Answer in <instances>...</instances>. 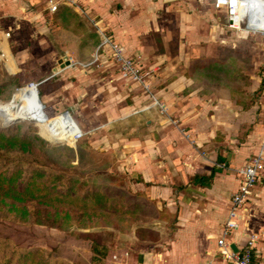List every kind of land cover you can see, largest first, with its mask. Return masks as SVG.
<instances>
[{"label":"crops","instance_id":"crops-1","mask_svg":"<svg viewBox=\"0 0 264 264\" xmlns=\"http://www.w3.org/2000/svg\"><path fill=\"white\" fill-rule=\"evenodd\" d=\"M76 1L82 12L63 5L51 13L47 0H0V64L13 75L50 69L32 81L45 109L69 112L90 151L112 157L133 201L152 214L145 227L153 238L144 241L137 227L125 231L123 246L135 252L123 264H233L217 241L238 171L264 138V36L227 29L210 0ZM102 34L140 64L147 88L122 78L110 61L90 64ZM48 47L53 56L41 54ZM64 56L69 65L59 63ZM211 58H228L249 83L231 90L204 80L193 63ZM238 223L230 246L241 251L256 236L252 263L264 264V183ZM102 235L94 228L74 240L95 245L94 259L103 261L106 255L97 257L107 248L96 240Z\"/></svg>","mask_w":264,"mask_h":264},{"label":"trees","instance_id":"trees-1","mask_svg":"<svg viewBox=\"0 0 264 264\" xmlns=\"http://www.w3.org/2000/svg\"><path fill=\"white\" fill-rule=\"evenodd\" d=\"M228 60L226 58L223 63V60L211 58L193 63V66L197 65V69H201L199 75L202 74L204 80L225 82L231 90L235 83L243 89L249 83L248 76ZM21 86L18 75H10L0 69V100L10 101ZM5 106L1 108L3 114L0 116L6 119H11L17 108L23 113L40 108L35 91L28 88H20L18 100ZM20 119L24 118L17 116L12 121ZM30 122L19 121L10 128H0V217H5L17 226H45L76 238L80 237L83 229L102 226L123 231L137 227L144 232V241L154 237L155 232L145 227V223L152 219V214L133 201L121 174L107 172L108 166H99L101 169L97 171L100 173H97L98 166L94 162L91 163L94 166L86 170L89 173L87 176L71 166H56L59 161L54 162L52 159L47 162L55 165H37L39 144L43 146L45 141L32 130L25 129L24 126L32 125ZM42 126L47 132L46 136H42L50 141L61 140V136L56 135L59 123L57 126L52 119ZM89 154L91 157L92 153ZM47 156L48 153L42 155L43 158ZM0 264L73 263L45 246H18L10 238L0 237Z\"/></svg>","mask_w":264,"mask_h":264},{"label":"rangeland","instance_id":"rangeland-1","mask_svg":"<svg viewBox=\"0 0 264 264\" xmlns=\"http://www.w3.org/2000/svg\"><path fill=\"white\" fill-rule=\"evenodd\" d=\"M211 3L214 2V0H210ZM73 8L79 9V4L77 6H73ZM82 12V10H81ZM221 12V11H220ZM221 14V19L223 20L222 23H224V16L225 14L223 12ZM84 16L83 14H81ZM54 20V19H53ZM55 21V20H54ZM57 23H54V26H56ZM57 28V27H56ZM53 46H55L56 42L54 43L53 41ZM52 46V45H51ZM39 50L42 52L41 54L46 56V55H52V47L48 48H39ZM41 54L35 55L34 59H39L41 58ZM35 62V60H33ZM44 65L40 66L37 65L35 68L32 70L24 71L23 74L19 73L16 74L19 76L22 86L20 88H25L28 86V89L37 91L35 87H30V83H34L36 86L35 82L32 81H39L42 80L45 76H48L50 73V69H45L43 67ZM25 67H30L28 64H26ZM0 69L7 71L4 66L0 64ZM10 75H13L9 73ZM18 90V89H17ZM15 91V94L12 95L10 101H2L0 100V110L1 108L4 109L5 105H10L14 104L15 101L18 100V91ZM42 89L39 88V93ZM40 100H42V96L39 95ZM43 104V103H42ZM4 105V106H2ZM44 105V104H43ZM162 108V107H161ZM41 108L36 107L34 110H32L30 113H23L20 111L19 108L14 112V116L11 119H6L2 116H0V128H10L12 125L18 123L19 121H31L32 125H27L24 126L25 129L32 130L33 133H36L43 141H45V144L41 146L39 144V157L38 161H36V164L39 165L40 167L48 165H55L52 164L51 162H47L48 159H52L54 162H58L59 164L56 166H61V168H69V166L76 168L78 171L81 172L82 175L87 176L89 173L86 172V170H90L94 165L91 163L94 162L98 166L96 168V172L100 173V167L99 166H108L107 172L115 174L119 173L118 169H114V161L112 160V157L108 156L104 152H98V155L96 156V153L93 151H90V144L86 136H84L82 139L78 140L75 143V132H77L80 128L76 123H73L69 120H67L65 117L60 116L59 112H54L53 114L50 113L51 110H49V107L45 109H42V112L40 111ZM163 110L166 111V108L163 107ZM44 113L48 118H45L43 116ZM0 114L2 113V110L0 111ZM17 116L22 117L24 119L20 120H15L12 121L14 118ZM54 120L57 123H59L58 130L56 132V135L61 136L59 139L61 140H52L50 141L49 139L45 138L41 134H44L45 136L47 135V132L43 129L42 124H45L49 122L50 120ZM7 127H4L2 124H8ZM37 124H41L40 126ZM42 129V131H40ZM44 130V131H43ZM86 140V141H85ZM75 143V144H74ZM95 151V150H94ZM44 154H49V156L43 158L42 155ZM87 153V155H85ZM92 153L91 157L90 154ZM96 158L98 159L97 162H95ZM116 167V166H115ZM94 169V168H93ZM99 170V171H97ZM91 172H93L91 170ZM84 176V177H85ZM130 191V190H129ZM98 231H101V233H104V236L102 235L101 237H96V240L98 243H100V247L106 246V250H104L103 253L98 254V259L99 256H105L103 261L100 259L99 261H96L95 254L91 250V243L90 242H83V241H78L74 240L76 237L74 235H67L59 233L58 230L56 229H51L47 228L45 226H40V225H25V226H17L11 221L7 220L5 217H0V237H7L10 238L15 244L18 246H23V247H30V246H41V247H46L47 249H52L55 250L57 254H59L61 257H63L65 260H68L70 263L73 264H123V260H126L128 258V255L131 257L133 252L135 250H132L128 247L125 248L124 245V240L127 241L128 236L126 235V232L128 229L126 228L124 231L119 230V229H114L112 226L111 227H106L102 226L100 228H97ZM90 231V229H83L81 231ZM126 231V232H125ZM125 232V233H123ZM124 234V235H123ZM95 246V245H92ZM99 247V246H96ZM125 248V250L123 249ZM105 249V248H104ZM115 254L116 256L110 258L108 257L110 254ZM118 255V256H117Z\"/></svg>","mask_w":264,"mask_h":264},{"label":"built area","instance_id":"built-area-1","mask_svg":"<svg viewBox=\"0 0 264 264\" xmlns=\"http://www.w3.org/2000/svg\"><path fill=\"white\" fill-rule=\"evenodd\" d=\"M47 4L48 10L51 13H56L63 5L73 7L79 3L76 0H47ZM213 5L216 10L225 14L224 24L227 29L244 30L264 36V0H214ZM6 36L9 37L10 33H7ZM101 41V45L93 54V62L90 64L94 63L98 68H103L105 63L110 61L115 65L122 78L140 83L147 88L145 85L147 77L144 70L135 59L127 55L124 46L103 34ZM29 86L37 87L34 83H30ZM152 100L155 105L164 107L154 97ZM83 137L84 133L81 129L75 132V142ZM238 174L239 187L231 199L228 216L221 237L217 241V248L223 258L233 264H253V249L257 237L251 236L246 241L243 250L237 252L233 251L227 238L238 229L239 212L246 204L253 189L264 183V138L259 151L245 162Z\"/></svg>","mask_w":264,"mask_h":264},{"label":"water","instance_id":"water-1","mask_svg":"<svg viewBox=\"0 0 264 264\" xmlns=\"http://www.w3.org/2000/svg\"><path fill=\"white\" fill-rule=\"evenodd\" d=\"M59 63L61 64V65H63V64H66V65H69V59H68V57L67 56H64L63 58H61L60 60H59ZM64 66V65H63ZM28 86H26L25 88H27ZM19 90V89H18ZM17 90V91H18ZM35 93H36V97H37V99H38V96H39V92L37 93V91H35ZM38 101V103H39V105H40V108H41V112H42V109L44 108V105L42 104V102H41V100L40 99H38L37 100ZM43 114V116L45 117V118H48L44 113H42ZM60 116H62V117H65L67 120H69V121H71V122H73V123H75L74 122V120L72 119V117H71V115H70V113L69 112H64V113H62ZM53 123V122H52ZM11 123H8V124H2L4 127H7L8 125H10ZM53 124H55V123H53ZM231 248L235 251V252H237V248H235L234 246H231Z\"/></svg>","mask_w":264,"mask_h":264},{"label":"bare ground","instance_id":"bare-ground-1","mask_svg":"<svg viewBox=\"0 0 264 264\" xmlns=\"http://www.w3.org/2000/svg\"><path fill=\"white\" fill-rule=\"evenodd\" d=\"M35 88H36V90H37V93H38V88H37V87H35ZM38 99H40V98H39V96H38ZM38 99H37V100H38Z\"/></svg>","mask_w":264,"mask_h":264}]
</instances>
